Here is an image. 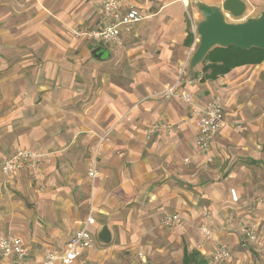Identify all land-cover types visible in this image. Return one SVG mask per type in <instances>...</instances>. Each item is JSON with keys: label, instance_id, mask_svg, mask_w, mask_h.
Returning <instances> with one entry per match:
<instances>
[{"label": "crops", "instance_id": "0c3cea01", "mask_svg": "<svg viewBox=\"0 0 264 264\" xmlns=\"http://www.w3.org/2000/svg\"><path fill=\"white\" fill-rule=\"evenodd\" d=\"M79 2L57 0L58 8L54 11L48 5L49 0H0V164L7 152L17 146L44 153L37 178L24 170L10 181L0 170V205L5 204L9 210L11 232L21 235L30 260L37 263L50 251L63 252L68 240L89 216L85 214L90 204V214L95 211L99 218L123 204H134L150 195L149 207L164 210L166 205L192 201L194 196L187 192L190 190L209 202L214 234L207 240L201 231L195 233L192 216L186 212L184 226L162 232L175 241V246L178 241L182 243L177 263L185 264L186 250H196L207 264H212L214 248L224 242L232 254L225 264H264V253L255 252L262 251L259 245H264V239L260 242L263 227L257 228L256 240L248 243L252 246L244 248L242 224L237 220L232 223L234 228L223 226L230 210L239 211L243 203H251L252 198L259 196L264 202L261 169L264 166V60L236 66L215 79L204 80H201L205 73L201 64L189 71L187 77L199 82L184 83L170 99H146L149 92L172 84L177 66L173 59H182L188 51L193 54L197 47L199 38L187 19L180 37L176 36V45H169L176 28L182 26L177 18L180 4L173 0L159 9L161 14L171 17L163 20V29L157 35L159 24L154 12L158 10L148 1L139 3L144 15L139 22L141 36H147V45L157 44L161 50L159 57L166 65L165 74L171 76L170 81L158 83L155 77L149 76L157 75L159 67L150 71L146 65L138 70L132 68L135 65L132 60L142 62L145 58L141 51H123L121 57L117 49L122 46L110 43L106 44L108 57L98 60L92 57L94 46L82 38L70 39L64 45L49 36L44 21L55 17L60 23L50 25L59 24L57 28L64 31L62 25L69 23L73 15L69 12ZM79 8L76 15L81 22L90 20L94 28L102 25L98 0L86 4L83 1ZM130 36V30L124 31L123 43ZM57 45L76 50L58 52L54 49ZM62 55H72L70 59L74 61ZM39 59L42 61H35L37 65H34L33 60ZM121 75L125 77L120 78ZM130 75L137 76L135 81H130ZM238 91L251 104L247 112L256 108L262 111L255 121L246 122L252 132L244 134L235 131L232 124L231 105L236 102ZM248 91L253 92V98H247ZM185 92L192 94V103L205 105L217 100L224 107L225 123L207 152L196 147L197 129L191 104L184 100ZM153 123L174 127L148 137V128ZM107 132L108 141L99 143ZM230 143L236 146H228ZM96 146L98 154L94 152ZM239 156L244 162L232 167ZM208 158L213 161L211 164L206 163ZM95 160L99 177L91 191L87 163ZM11 188L26 189L28 197L22 200L4 193ZM258 206L261 208L257 215L259 226V221L264 225V203ZM129 212L130 216L137 214L135 205ZM2 217L0 210V236H13L2 233ZM133 226L134 220H131L129 227ZM102 227L103 223L97 219L90 230L97 236ZM89 250L70 264H82L84 256H91L92 250ZM166 254L164 250L162 255ZM0 264H13V256L0 254ZM157 264H163L159 257Z\"/></svg>", "mask_w": 264, "mask_h": 264}, {"label": "rangeland", "instance_id": "374dc122", "mask_svg": "<svg viewBox=\"0 0 264 264\" xmlns=\"http://www.w3.org/2000/svg\"><path fill=\"white\" fill-rule=\"evenodd\" d=\"M83 1H85V4L87 2H91V0H80V2L72 8V10L69 12V14H73L71 20H69L68 24L62 25L64 28V31H60L57 28L59 27V24H57V27L51 26V25H55V23H60V21L56 19L55 17H53V20H50L48 22L44 21V23H46L47 25L46 28L48 30L49 36H51L55 40H58L64 45H66L65 41L70 42L69 41L70 39L74 40V39H80V38H82L84 41H86L91 46H94L93 48H95L98 45H104V44L97 43L95 40H93L92 38L82 33L86 30L89 31V30L94 29V25L92 24V21L86 20V21L81 22L79 17L77 18L76 9L78 8V12L79 10H81L79 6ZM98 1L101 7V0H98ZM142 1L144 2L148 1L149 5L153 4L152 6L158 10L157 12H154L155 13L154 19L159 24V27L157 28L158 32H156L155 34L159 35L160 31L163 29V23H162L164 22L163 20L168 21L169 18L171 17L168 14H165V15L161 14L163 12L159 11V9H161L163 5L173 2V0H142ZM176 1L181 6L180 13H179V16H177V18L180 20V22H182V26L176 28L175 30L176 34L173 36V40L169 45L171 44L176 45V36L180 37L181 31L185 29L184 21L186 19L190 20L192 30L195 32L197 38H199V35L196 30V25L198 21L203 18L202 13L195 6V3H194L195 0H176ZM203 1L207 3H211V4L212 3L221 4L223 2V0H203ZM245 1L247 2V10L245 11V13L240 17H233L229 15L227 16V19L229 21H232V22L244 21L249 17L259 15L260 12L264 9V0H245ZM48 5H50L52 9L54 8V11H57V9H55V8H58L57 0H49ZM80 15L82 14L80 13ZM139 30H140L139 23L130 29L131 36L128 38V40L125 43L121 44L122 48L117 49V51L120 50L118 53L120 54L119 56H121L123 51L126 52L127 50H131V52H136V53H140L141 51L142 53L145 54V58L142 59L143 60L142 62L139 61V59H137L136 61L132 60V64L135 63V65H133L132 68L138 70L139 68L144 67L146 65V69L150 71L155 66H157L160 68L158 71V74L151 75L149 76V78L153 79L155 77L158 83H165V82L170 81L171 76L165 74L166 65L163 62V58L159 57L161 50L158 49L157 44H153L151 46L147 45L146 43L147 36L145 35L141 36L142 33ZM149 31H150V28L148 30V33ZM106 46H107V50H105L103 54V58H106L109 55V50H108L109 47L108 45ZM54 49L58 52L59 51L69 52L72 50H76V48L62 47L58 45L55 46ZM111 52H114V51H111ZM190 53L191 52L188 51L185 54V56L180 60H177L176 58L173 59L174 62H177V66L175 69V77L173 79V82L168 87L173 86L175 84L182 70L185 71V73L182 74L183 78L188 77V72L190 71V58L192 56V54ZM136 55H134L133 57L135 58ZM175 55L177 54L175 53ZM62 56H67V59L74 61V58L70 59L71 57H73L72 55H62ZM92 57H94L95 59H98L93 54H92ZM35 61H37V63H40L42 60L41 59L33 60L34 62L33 64L37 65ZM118 62L122 63V61H118ZM161 63H163V65H161ZM201 64L203 63H200L196 68L201 66ZM121 77H125V76L121 75L120 78ZM136 77L137 76L130 75V81H135ZM199 81L200 80L198 79V81L196 80L192 82V84H195ZM184 83H186V81L182 80L180 85L178 86V91ZM168 87H163L161 89H156V90L149 92L146 99H151V98L170 99L174 97V96L165 97L163 95L164 90ZM237 93L239 96L240 92L238 91ZM252 95H253V92L248 91L247 98L249 99H251V97L253 98ZM238 96L236 97V102L235 103L233 102L231 105L232 116L234 118L232 120L234 130L239 131L241 134H244V132H252V128L245 124L248 121L249 122L255 121L257 118V115L262 113V111L256 108V109L251 110L250 112H247L246 108L248 106H251V104L249 103V100L242 96H239V97ZM263 109H264V106H263ZM108 138L109 137L107 134L103 135L100 138L99 143H101L102 141H108ZM228 146H236V145L230 143ZM94 152L95 154H98L97 146L94 148ZM211 162L213 161H208V160L206 161L207 164H211ZM241 162H244V160H242L241 156H239V158L235 159L232 167H234V165L240 166ZM187 163L191 164V161ZM87 164H88L87 176L89 178V187H90V190L92 191L94 186L97 183L99 175L93 179L89 174V170L91 166L94 164L96 165V168H97L96 160L93 161L91 164L90 162ZM261 169L264 175V166ZM33 183H36V182H33ZM187 192L194 196L192 201L185 202V203L183 202L177 206L166 205L164 207V210L159 209V207L157 206L151 205L152 207H149V204H150L149 199L151 197L150 195H147V198H144V196L141 198L142 201H136L134 204H132V202L123 204L119 209H114L108 212L104 217L98 218L97 213L93 211V215L96 216V220L97 219L100 220L103 223V226L108 225L113 230L112 240L109 243H104L100 240L99 233H98L97 236H95L94 247L89 250V251L92 250L91 256L89 258H87V256H84V262L82 264H143V258H146V261L148 264H157V257L161 259L163 264H178L177 262H179V254H181L180 248H181L182 243L181 241H178V246H175V241H171L169 237H165V235H163L162 232L168 233V232L176 230L178 227L182 225L184 226L185 223L187 222V218H186L187 215L185 213L188 212V214L192 216V221H193L192 228L194 229L195 233H198L201 231V233L205 237V234L202 232V229H201V225L203 223V220H202L203 213L205 210L209 211V215L211 216L209 223H210L212 231L214 232V226L212 224V220H213L212 210L210 208L209 202L206 199H203L202 197H198L197 192H191L190 190ZM4 193L8 195L9 194L12 195L13 198L20 197L22 198V200H25L28 197L26 189L25 191H19L15 188H11L9 191L7 192L5 191ZM83 197L85 198L86 194H83ZM252 199H253L252 201L254 202L251 201V203L249 202L243 203L242 209H240L239 211L230 210L228 212V216H226L223 226L227 228L231 225L230 227L234 228L235 225H233L232 223L238 220L240 226L242 224L240 234H245L244 230L252 227L254 223L257 224L256 230L257 228L259 230L262 227L264 230L263 222L259 221L260 224L258 226V220H257L258 210L261 209L258 206V204L263 205L264 203L262 200L263 198L259 196V197H255ZM131 204L135 205V207L137 208L136 215L132 213V216H130L131 213L129 211L132 206ZM187 204L188 206H186ZM144 207L147 208V210ZM0 210L3 211V217H2V226H3L2 231L3 232L2 233L11 234V235H19V234H15L11 232L10 225L12 224V219L10 215H8L9 210L6 208L5 204L0 205ZM91 210H92V204H90V208H88L85 216L87 214H90ZM173 212L180 213L182 217V222L180 225H176L173 227H166L165 225H163L162 219L167 213H173ZM241 212H242V215H240ZM242 216H245V217H242ZM241 217L243 221L241 220ZM131 220H134L133 227H129V222ZM33 231H34V228L33 226H31L32 234H33ZM205 238L207 239V237ZM244 239L246 241L243 240V242L246 244L242 245V247L250 248V246H252L248 244L250 241L246 239V236H244ZM262 239H264V233L261 235L260 242L262 241ZM207 240H209V238ZM259 246H261L262 251L258 252L254 249L255 252L257 254H260L261 252L264 253V245L261 244ZM163 247L164 249H162ZM164 250H166V253H167L166 255H162L164 253ZM225 263L226 262L222 264H225Z\"/></svg>", "mask_w": 264, "mask_h": 264}, {"label": "built area", "instance_id": "2783aa9c", "mask_svg": "<svg viewBox=\"0 0 264 264\" xmlns=\"http://www.w3.org/2000/svg\"><path fill=\"white\" fill-rule=\"evenodd\" d=\"M141 1L101 0L100 11L103 21L102 25L82 33L99 44H123V32L129 31L144 19V15L139 8ZM183 73H185L184 70H182L175 84L164 90L163 95L165 97L174 96L182 80L188 83L194 82V78H183ZM192 97L190 92L184 93V100L191 104V116L194 119L197 129L195 144L198 150L207 152L211 142L225 123L224 107L217 100H212L205 105L196 102L192 103ZM173 127V124L160 125L153 123L148 128L147 136L150 137L162 131H171ZM106 134L108 135L109 132ZM43 158L44 153L40 150L17 146L3 158L0 164V170L7 180L10 181L14 180L24 170L30 171L32 176L37 178V173L41 168ZM208 160L211 161V158H208ZM89 174L93 179L98 176L95 164L91 166ZM210 217L209 211L205 210L201 229L207 238L213 235L209 223ZM95 221V217L89 214L81 228L68 240L63 252L50 251L40 262L33 263L30 260L27 246L20 236H0V254L3 257L13 256V264H70L81 257L85 250L94 247L95 236L90 230V225H93ZM162 222L166 227H173L181 224L182 217L178 212L167 213L163 217ZM256 225L254 223L252 227L244 230L246 239L249 241H255L257 238ZM231 255L228 244L221 242L214 248L211 254V262L212 264H222L231 259ZM143 264H148L145 259H143Z\"/></svg>", "mask_w": 264, "mask_h": 264}, {"label": "water", "instance_id": "95a60500", "mask_svg": "<svg viewBox=\"0 0 264 264\" xmlns=\"http://www.w3.org/2000/svg\"><path fill=\"white\" fill-rule=\"evenodd\" d=\"M194 3L203 18L196 25L199 42L190 58V72L202 63L210 50L216 46L233 45L241 49L252 47L264 49V9L259 15L244 21L232 22L227 16H242L247 10L245 0H223L221 4L195 0ZM105 50L106 45H98L92 50V54L98 59H103ZM99 238L104 243L112 240L108 225L102 227Z\"/></svg>", "mask_w": 264, "mask_h": 264}, {"label": "trees", "instance_id": "16d2710c", "mask_svg": "<svg viewBox=\"0 0 264 264\" xmlns=\"http://www.w3.org/2000/svg\"><path fill=\"white\" fill-rule=\"evenodd\" d=\"M193 36V34H192ZM264 60V49L259 47H252L250 49H241L236 46L220 47L216 46L207 54L202 61L204 64V75L201 80L215 79L219 75H224L236 66L246 64H257ZM206 61H210L206 63ZM185 264H207L205 258L201 254L193 250L191 252L185 251Z\"/></svg>", "mask_w": 264, "mask_h": 264}]
</instances>
